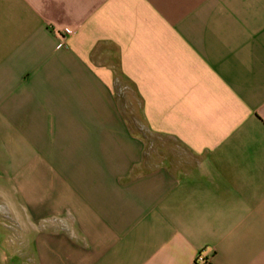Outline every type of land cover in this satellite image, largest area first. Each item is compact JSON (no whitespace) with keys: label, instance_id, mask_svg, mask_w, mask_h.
Here are the masks:
<instances>
[{"label":"crops","instance_id":"1","mask_svg":"<svg viewBox=\"0 0 264 264\" xmlns=\"http://www.w3.org/2000/svg\"><path fill=\"white\" fill-rule=\"evenodd\" d=\"M0 264H264V0H0Z\"/></svg>","mask_w":264,"mask_h":264},{"label":"rangeland","instance_id":"2","mask_svg":"<svg viewBox=\"0 0 264 264\" xmlns=\"http://www.w3.org/2000/svg\"><path fill=\"white\" fill-rule=\"evenodd\" d=\"M116 89H117L118 95H120L121 97L120 102H122V104L127 110L128 118H130V120L133 121V124H134L133 127L137 130V128L142 127V125H138V121L141 122V118H140V112H139L137 101L135 99H132V100L126 99V96H125L126 94H123V92L126 91V89L121 88L119 84L116 85ZM145 133H146V130H145ZM21 153L23 155V152Z\"/></svg>","mask_w":264,"mask_h":264},{"label":"built area","instance_id":"3","mask_svg":"<svg viewBox=\"0 0 264 264\" xmlns=\"http://www.w3.org/2000/svg\"><path fill=\"white\" fill-rule=\"evenodd\" d=\"M203 260H204L203 256L202 255H198V261H203Z\"/></svg>","mask_w":264,"mask_h":264}]
</instances>
